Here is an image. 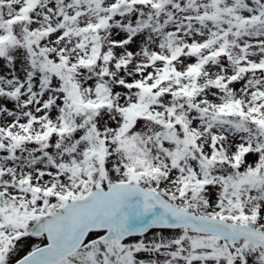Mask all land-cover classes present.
Instances as JSON below:
<instances>
[{
  "label": "snow or ice",
  "instance_id": "obj_1",
  "mask_svg": "<svg viewBox=\"0 0 264 264\" xmlns=\"http://www.w3.org/2000/svg\"><path fill=\"white\" fill-rule=\"evenodd\" d=\"M0 264H264V0H0Z\"/></svg>",
  "mask_w": 264,
  "mask_h": 264
}]
</instances>
